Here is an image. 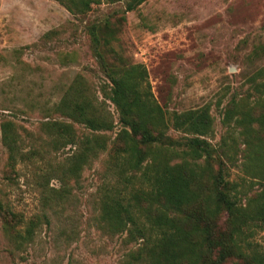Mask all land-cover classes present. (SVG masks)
Wrapping results in <instances>:
<instances>
[{"label":"rangeland","instance_id":"1","mask_svg":"<svg viewBox=\"0 0 264 264\" xmlns=\"http://www.w3.org/2000/svg\"><path fill=\"white\" fill-rule=\"evenodd\" d=\"M126 1H103L84 14H71L56 0H0V123L14 121L23 151L31 145L37 150L11 172L0 129V205L26 221L39 217L32 238L20 244L0 208V264H146L144 249L137 259L132 254L144 247L141 238L112 231L100 219L101 199L116 187L128 197L140 184L139 173L120 176L108 146L87 151L79 173L64 181L60 175L71 155L84 147L55 149L40 125L47 113L65 119L53 107L73 86L110 113L114 127L97 131L109 145L120 129L118 111L104 96L110 82L95 56L91 25L101 28L99 37L107 44L100 48L117 69L144 67L148 88L163 110L207 106L213 122L204 137L214 147L221 139L236 140V158L229 161L219 152L221 158L216 155L211 164L214 171L219 161L226 166L241 205L264 186L263 179L242 170L240 128L222 121L230 99L254 101L251 78L264 69V0H144L129 11ZM72 124L78 133H90ZM169 125L167 134L176 144L192 137ZM45 169L52 178H41ZM238 245V254H264V224L245 228ZM238 254L226 264H244Z\"/></svg>","mask_w":264,"mask_h":264},{"label":"trees","instance_id":"2","mask_svg":"<svg viewBox=\"0 0 264 264\" xmlns=\"http://www.w3.org/2000/svg\"><path fill=\"white\" fill-rule=\"evenodd\" d=\"M56 1L71 14H84L92 5L119 0ZM143 1L127 0L125 9L133 10ZM98 29L101 30L97 25L89 26L95 56L110 82L104 96L118 111L120 129L109 145L106 136L97 131L114 127L110 113L92 102L84 89L79 92L76 89L81 88L69 87L53 107L54 112L65 119L53 118L47 113L40 123L55 149L79 144L84 147L71 155L67 172L63 171L60 176L64 181L70 180L82 169L87 151L99 153L110 146V161L119 175L128 171L134 177L139 173L141 181L128 197L122 196L118 187L108 191L101 199L100 219L112 231H127L128 237L143 240L144 247L132 251V254L137 253L134 259L139 258L144 249L146 264H226L238 254L244 229L264 224V186L241 205L237 183L226 179V166L219 161L214 171L211 164L216 155L220 157L219 152L229 161L236 158V140L221 139L218 147H214L204 137L213 122L207 106L172 113L163 110L148 88L146 71L141 64L117 69L105 58L100 46L107 44V40L104 38L101 42ZM263 72L264 69L259 68L251 78L256 91L253 103L230 99L224 107L222 121L240 128L244 147L239 152L244 173L264 180ZM73 122L82 124L90 133H78ZM169 123L192 137H185L183 144H176L167 134ZM0 129L8 165L11 172H16V166L31 160L37 150L31 145L29 150L23 151L14 121L2 120ZM175 145L182 147L178 149ZM231 148L232 153H229ZM7 176L14 178L11 173ZM40 176L52 178L48 169ZM0 208L6 228L13 231V239L20 244L29 241L39 217L26 221L9 205L1 204ZM237 257L244 264H264V254L240 252Z\"/></svg>","mask_w":264,"mask_h":264}]
</instances>
